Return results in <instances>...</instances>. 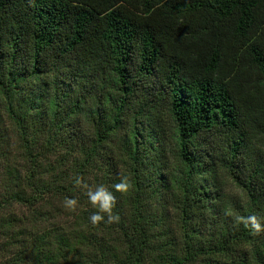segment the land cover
<instances>
[{
  "label": "trees",
  "instance_id": "16d2710c",
  "mask_svg": "<svg viewBox=\"0 0 264 264\" xmlns=\"http://www.w3.org/2000/svg\"><path fill=\"white\" fill-rule=\"evenodd\" d=\"M76 175L118 223L91 224ZM250 215L264 0H0L1 264H264Z\"/></svg>",
  "mask_w": 264,
  "mask_h": 264
},
{
  "label": "clouds",
  "instance_id": "9594fccd",
  "mask_svg": "<svg viewBox=\"0 0 264 264\" xmlns=\"http://www.w3.org/2000/svg\"><path fill=\"white\" fill-rule=\"evenodd\" d=\"M73 183L76 188L85 190V195L88 201L97 211L93 212L90 216V222L93 226H97L100 223H118L120 216L113 210L116 207L117 198L110 190L103 184L91 186L87 183L83 176L76 175L73 177ZM133 185L131 180L127 176H122L118 183L112 185V189L115 192L126 194L132 189ZM79 206V201L76 198L65 197L63 201V207L70 212H76ZM236 221L239 224H243L245 228L252 231L254 235H260L264 233V217L258 218L256 215L250 216H238Z\"/></svg>",
  "mask_w": 264,
  "mask_h": 264
},
{
  "label": "rangeland",
  "instance_id": "374dc122",
  "mask_svg": "<svg viewBox=\"0 0 264 264\" xmlns=\"http://www.w3.org/2000/svg\"><path fill=\"white\" fill-rule=\"evenodd\" d=\"M233 192V191H232ZM2 262H0V264H1Z\"/></svg>",
  "mask_w": 264,
  "mask_h": 264
}]
</instances>
